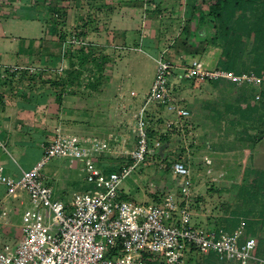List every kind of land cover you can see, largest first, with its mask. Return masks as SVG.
<instances>
[{
  "label": "built area",
  "instance_id": "obj_1",
  "mask_svg": "<svg viewBox=\"0 0 264 264\" xmlns=\"http://www.w3.org/2000/svg\"><path fill=\"white\" fill-rule=\"evenodd\" d=\"M89 44L74 33L63 49L74 51ZM25 68L0 65V76ZM173 72L174 63L162 53L150 90L145 95L130 92L128 108L135 138L131 150L125 151V144L118 146L107 137L67 133L57 127L53 136L40 143L42 156L32 168L14 177L4 174L0 166V183L7 194L18 196L24 190L31 202L23 212L18 244L0 245V264H200L211 255L219 264H264L258 238L246 235L243 223L229 228L196 220L194 181L184 159L174 162L173 182L158 198L137 201L125 196L123 184L137 167L147 158L164 155L163 135L177 129L195 137L194 111L180 100ZM183 74L191 80L222 79L256 88L257 99L264 84V72L208 68L198 59L187 61ZM109 155L120 158V163L101 164ZM61 157L80 163L87 184L84 190H75L68 203L54 198L42 170L47 162ZM109 165L116 169L105 171ZM11 211L3 207L0 222H11Z\"/></svg>",
  "mask_w": 264,
  "mask_h": 264
},
{
  "label": "rangeland",
  "instance_id": "obj_2",
  "mask_svg": "<svg viewBox=\"0 0 264 264\" xmlns=\"http://www.w3.org/2000/svg\"><path fill=\"white\" fill-rule=\"evenodd\" d=\"M221 1H206L205 4L214 5ZM213 21V18H208L205 23L210 22L212 25ZM224 27L225 25L202 29L177 28L181 34L189 33L194 37L191 40L196 41L195 44L183 46L182 49L191 55V59L197 57L202 60L209 48L217 47L220 49L218 53L205 58V64L208 68L218 67L219 57L229 55L225 47L228 36H220L219 30L216 29ZM61 29L67 31L64 34L69 38L76 32H82L84 28ZM110 30L112 33L108 35L106 45H97L101 48L100 53L106 56L107 63L103 69L95 64L93 58L96 57L93 56L84 66L81 65L79 56L72 60L75 65L71 62L59 66L23 65L26 68L20 72L0 76V107L9 104L13 108L12 113L16 110L28 112L29 117H32V111H28L32 110L31 106L49 107L52 111L49 114L48 120L51 121L46 130L47 134L53 136L58 125H62V130L67 133L94 131L111 139L112 143L118 146L125 144V151L131 150L135 138L132 135L133 122L130 119L128 99L130 92L137 89L132 88L129 78L124 77L126 67L132 68L124 65V62L128 58L139 59L142 52L140 46L118 47L120 45L111 43L115 30ZM178 37L181 38L180 35ZM85 39L96 44L90 38ZM168 39L174 40L170 37ZM249 44L251 53H254L263 45V41L254 36ZM66 52L68 53L67 50ZM186 62L187 59L181 57L180 62L174 64L172 80L178 87L182 103L194 111L192 120L196 125L195 137H186L177 129L169 131L171 133L168 136L163 135V138L166 137L162 139L166 149L164 157L147 158L133 175L125 180L124 191H134L138 197V200L135 199L137 201H152L158 198L173 182L174 162L184 159L190 164L194 181L196 197L193 211L196 220L229 228L243 223L246 235L258 238V253L264 256V107H261V115L255 113V118H245L241 115L242 110L246 109L248 104H258L254 102L257 98L254 100L249 97L255 92L245 90L248 97V100H245L241 98L242 91L239 86L222 84L214 87L206 80L187 79L183 74ZM79 70L83 72H78ZM93 76H97L96 80ZM87 78H92V81ZM98 78H101V81H97ZM263 87L264 84L261 91ZM60 94L67 100L65 108L74 106L70 101L71 96H78L75 98L79 100L82 108L91 112L84 115L88 121L85 120V123H91V127L76 128V121L64 117L61 115L63 111L57 112L50 106L51 103L60 101ZM119 114L125 115L122 123H118ZM105 116L112 121L108 120L106 123ZM152 117H155V113ZM262 136L263 139L258 141ZM37 151L38 149H34L32 154L36 155ZM60 160L56 158L47 162L43 166V173L52 175L59 168ZM120 161V158L109 155L101 160V164ZM70 169L75 179H82L75 163ZM84 185L87 187L86 183ZM200 264L219 263L210 259Z\"/></svg>",
  "mask_w": 264,
  "mask_h": 264
},
{
  "label": "crops",
  "instance_id": "obj_3",
  "mask_svg": "<svg viewBox=\"0 0 264 264\" xmlns=\"http://www.w3.org/2000/svg\"><path fill=\"white\" fill-rule=\"evenodd\" d=\"M206 1L216 2V0H0V65L3 68L12 65L59 66L72 62L76 59V54L64 52V43L58 34L67 31L61 28H84V37L96 42L91 44L99 49L101 48L97 45H106L107 37L112 33L110 29H114L111 43L120 45L118 47H141L139 59L128 58L124 62V65L132 66L126 67L124 77L129 78L132 88L145 95L151 88L156 75L157 59L162 53L174 64H178L181 57L187 61L201 60L197 57L191 59V55L185 53L183 46L189 47L196 41L191 40L194 37L189 33L181 34L177 28L202 29L219 26L212 13L215 3L206 6ZM208 18H213L212 25L210 22L205 23ZM169 37L174 40L168 41ZM219 50L217 47L209 48L202 61L206 63L205 58H209L211 54L215 55ZM101 78L97 81H101ZM59 97L60 101L51 103V107L53 106L57 112L63 111L61 115L76 121V128L92 126L91 123H85V120L88 121L84 116L91 112L82 108L79 100L75 98L77 95L70 97L71 104L74 103L71 108H65L67 100L64 99V95L60 94ZM12 109L9 104L0 107L2 143L0 166H3L4 174L18 177L23 170L32 168L39 161L42 156L40 143L52 136L46 131L51 121L48 119L52 108L31 106L32 110L28 111H32V117H29L28 112L26 114L19 110L12 113ZM118 116V123L124 122L125 115ZM105 120L106 123L112 121L107 116ZM58 127L63 128L62 125ZM76 134L100 135L94 131ZM34 149H38L36 155L32 154ZM57 159H61L59 168L52 175H46L53 187L54 198L68 203L75 190L86 186L83 179L73 177L70 169L73 163L69 158ZM74 163L80 172V163ZM110 166L113 165L106 167ZM125 196L138 198L134 191L127 192ZM5 206L12 208L10 213L12 220L8 224L0 222V245L16 246L22 237L23 212L31 206L30 197L24 190L19 191L18 196L7 194L6 186L0 183V213Z\"/></svg>",
  "mask_w": 264,
  "mask_h": 264
},
{
  "label": "trees",
  "instance_id": "obj_4",
  "mask_svg": "<svg viewBox=\"0 0 264 264\" xmlns=\"http://www.w3.org/2000/svg\"><path fill=\"white\" fill-rule=\"evenodd\" d=\"M216 24L225 25L224 28H216L219 30L220 36H228L225 40V47L229 53L228 56H222L219 59V66L223 69L233 70L237 73L256 72L260 74L264 70V0H222L213 6L212 10ZM232 13V14H231ZM77 36L84 37L85 32H76ZM257 37L263 41V45L254 53L250 51V41L253 37ZM60 39L65 43L67 41L66 34L60 33ZM68 53L76 54V58L80 57L81 65L84 66L91 58L100 69H103L107 63L106 56L102 55L100 49L91 43L88 46H78L76 49L67 50ZM96 53H100L95 55ZM72 63V62H71ZM72 65H75L73 62ZM78 72H83L79 70ZM95 79V77L93 76ZM92 81V78H87ZM214 87L219 85H234L225 80L209 81ZM236 86V85H234ZM241 88V98L247 99L246 91L251 90L255 94L249 95L256 100L257 90L250 86H239ZM246 90V91H245ZM258 103L248 104L247 108L242 110V116L245 118H255L254 114L261 115V107H264V87L260 97L254 101ZM264 113V112H263ZM166 138V137H165ZM263 139L259 137L258 141ZM257 141V142H258ZM116 169L115 166L105 167L104 170L111 172ZM215 259L213 255L205 258V261ZM203 260V261H204ZM216 261V259H215Z\"/></svg>",
  "mask_w": 264,
  "mask_h": 264
}]
</instances>
